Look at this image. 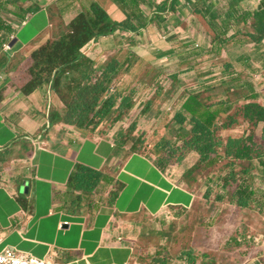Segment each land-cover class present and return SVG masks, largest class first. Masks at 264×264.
Masks as SVG:
<instances>
[{"label":"rangeland","instance_id":"1","mask_svg":"<svg viewBox=\"0 0 264 264\" xmlns=\"http://www.w3.org/2000/svg\"><path fill=\"white\" fill-rule=\"evenodd\" d=\"M172 3L174 8L168 9ZM144 8L136 17L121 20L141 23L137 30L117 29L135 32V43L121 37L115 44L122 50L118 59L99 72L85 63L83 70L66 76L70 87L54 90L57 97L71 105L93 96L96 91L88 95L78 90L84 84L81 72L88 68L90 82H102L106 88L102 98L113 96L123 107L117 106L101 122V132L114 131L122 147L128 144L132 151L168 164L192 152L186 147L194 122H182L179 117L186 98L199 95L211 111L232 105L234 113L222 124L216 122L213 140L221 144L197 171L208 182L194 205L170 206L157 217L118 216L116 224L140 264H264V119L254 117L264 109V36L258 35L254 17L264 9V0H150ZM27 23L28 18L23 27ZM59 26L58 30L65 29L62 23ZM31 33L29 26L24 37ZM214 38L224 41L227 57L218 55L216 48V53H194ZM26 55L6 71L13 76L23 68L14 82L21 84L25 79V86L33 79ZM6 57L0 54V65ZM239 117L251 130L239 137V144L227 148L223 129L232 127ZM238 146L245 150L242 157L235 154ZM195 167L186 172L190 178Z\"/></svg>","mask_w":264,"mask_h":264},{"label":"crops","instance_id":"2","mask_svg":"<svg viewBox=\"0 0 264 264\" xmlns=\"http://www.w3.org/2000/svg\"><path fill=\"white\" fill-rule=\"evenodd\" d=\"M93 2L121 21L136 17L150 0H11L9 5L0 0L1 16L11 17L12 22L9 31L0 30V54L7 56L0 65V251L15 248L55 264H140L116 224L117 217L131 219L142 213L157 217L170 206L194 205L208 182L198 168L191 178L186 175L198 166V153L192 151L180 162L162 163L132 151L128 144L122 147L114 131L104 134L102 127L78 129L64 122L50 125L52 114L64 115L65 108L52 86L45 83L26 93L25 79L21 84L14 82L24 69L13 76L6 73L13 61H22L24 54H29L30 69L33 52L66 32ZM26 18L28 23L23 27ZM59 23L65 29L58 30ZM29 26L32 33L27 38L24 30ZM135 35L116 30L89 42L82 52L99 72L122 53L116 47L121 37L134 44ZM10 36H14V44L10 51H4L3 44ZM201 47L194 53L217 51L227 57L215 38ZM219 108L223 113L217 118L218 125L234 113L232 105ZM233 124L223 129L224 138H239L251 130L243 117ZM78 164L102 174L93 192L70 189L69 181Z\"/></svg>","mask_w":264,"mask_h":264},{"label":"trees","instance_id":"3","mask_svg":"<svg viewBox=\"0 0 264 264\" xmlns=\"http://www.w3.org/2000/svg\"><path fill=\"white\" fill-rule=\"evenodd\" d=\"M171 9L174 8L172 3ZM4 15V14H2ZM257 20V27H259L258 35L264 36V9L258 10L254 14ZM11 19L8 16H1L0 14V30L9 31L12 24L9 22ZM260 23H259V22ZM141 23H133L131 20L117 21L114 20L110 14L98 2H93L90 9L80 12L78 16L70 23L68 30L59 36L56 40L48 42L32 54L33 65L30 72L33 79L25 86L24 92L30 93L37 89L40 85L50 83L52 89L57 93L60 92V86L64 85L66 88L70 87L67 83V75L74 74L83 70L85 63L89 62L94 70V64L91 59L86 57L82 49L91 41L97 40L100 36L108 35L117 29L137 30ZM258 41L260 39H257ZM224 41H221L223 44ZM0 47H2V38L0 37ZM110 66V65H108ZM107 66V67H108ZM88 69V68H87ZM86 69V70H87ZM107 69V68H106ZM81 72L83 86L79 85L78 90L86 92L89 96L87 99H76L70 105L67 100L64 102L68 108L66 114L62 115L60 112H55L50 117V125L54 122H64L69 126H74L78 129H92L99 128L101 122L106 119L110 113L118 108H123L118 105L113 96L109 98H102L106 92L102 82H90L89 70ZM45 74V81L42 75ZM115 74V73H114ZM110 75V74H109ZM111 78V77H110ZM131 107V106H126ZM127 109V108H126ZM223 113L221 109L211 111V106L203 104L199 95H190L182 105V112L180 118L182 122L187 121L188 115L190 120L194 122L190 141L186 150L195 151L200 156L198 166L195 170L205 164L209 163V159L215 149L221 142L213 140L215 137V128L217 118ZM94 114V119L90 115ZM178 117V118H179ZM258 121L264 119V109L262 114L259 113ZM253 120L252 118H250ZM214 131V132H213ZM212 137V139H211ZM239 138H229L226 147L239 144ZM240 146L237 147L235 154L237 157H242L244 154ZM102 174L92 168L78 164L74 174L71 176L69 185L70 189L74 191H81L85 193L93 192L98 186ZM158 264H167L159 262Z\"/></svg>","mask_w":264,"mask_h":264},{"label":"built area","instance_id":"4","mask_svg":"<svg viewBox=\"0 0 264 264\" xmlns=\"http://www.w3.org/2000/svg\"><path fill=\"white\" fill-rule=\"evenodd\" d=\"M5 4L9 5L11 0H2ZM27 19V18H26ZM11 24L12 22L9 21ZM26 20L21 23L24 26ZM17 27V26H14ZM14 36L10 38L3 44L2 50L10 51L12 49L11 43L14 40ZM0 264H55L50 259L38 258L31 254L20 252L15 248H5L0 251Z\"/></svg>","mask_w":264,"mask_h":264},{"label":"water","instance_id":"5","mask_svg":"<svg viewBox=\"0 0 264 264\" xmlns=\"http://www.w3.org/2000/svg\"><path fill=\"white\" fill-rule=\"evenodd\" d=\"M13 44H14V42H13ZM13 44H11V45H13ZM24 192H26V189L24 190Z\"/></svg>","mask_w":264,"mask_h":264}]
</instances>
